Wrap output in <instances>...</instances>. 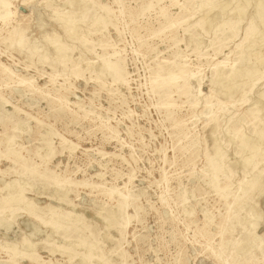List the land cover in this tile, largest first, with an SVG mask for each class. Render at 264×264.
<instances>
[{"label": "rangeland", "instance_id": "obj_1", "mask_svg": "<svg viewBox=\"0 0 264 264\" xmlns=\"http://www.w3.org/2000/svg\"><path fill=\"white\" fill-rule=\"evenodd\" d=\"M263 6L5 0L0 264H264Z\"/></svg>", "mask_w": 264, "mask_h": 264}, {"label": "bare ground", "instance_id": "obj_2", "mask_svg": "<svg viewBox=\"0 0 264 264\" xmlns=\"http://www.w3.org/2000/svg\"><path fill=\"white\" fill-rule=\"evenodd\" d=\"M4 1L5 0H0V10L3 8V6H4ZM207 1H209V0H206V2ZM229 1V0H228ZM196 2V1H195ZM211 2V1H210ZM35 3V2H34ZM209 3V2H208ZM205 4V3H204ZM244 4H246V2L244 3ZM262 4H263V2H262ZM207 5V4H206ZM247 5V4H246ZM249 5V4H248ZM31 6V5H30ZM194 6V5H193ZM70 7V6H69ZM206 7V6H205ZM242 7V6H241ZM243 7H244V5H243ZM249 7V6H248ZM196 8V7H195ZM204 8V7H203ZM245 8V7H244ZM244 8H242V10L244 11L245 9ZM246 8H247V6H246ZM240 11H242L241 10V8H238ZM238 9H237V11H238ZM64 11V10H63ZM63 11H62V13H63ZM228 11H230V10H227L226 12H228ZM234 10L232 9V12H233ZM65 12V11H64ZM205 13H206V11H204ZM223 12V11H222ZM231 12V11H230ZM231 12V13H232ZM234 12H236V11H234ZM233 12V13H234ZM54 13V12H53ZM230 13V14H231ZM232 13V14H233ZM212 14V13H211ZM210 14V15H211ZM214 14H215V12H214ZM217 15L219 14V13H216ZM244 14V13H243ZM55 15V14H54ZM64 15H66V14H64ZM70 15V14H69ZM213 15V14H212ZM216 15V16H217ZM227 15V14H226ZM239 15V14H238ZM242 15V14H241ZM225 16V15H224ZM48 17H50V16H48ZM209 17H211V16H209ZM219 17V16H218ZM242 17V16H241ZM252 17V16H251ZM254 17V16H253ZM256 17L259 19L258 21H260L261 23H263V30L262 31H256V30H254V29H252L251 28V26H249V29L251 30V32H253L255 35L256 34H258V33H260V34H264V6L261 8V9H259L258 10V12L255 14V19H256ZM54 18V17H53ZM77 18H78V15H77ZM210 19V18H209ZM215 19H216V17H215ZM214 19V20H215ZM62 20V19H61ZM67 20V19H66ZM75 20H77V19H75ZM82 20V19H81ZM217 20H218V18H217ZM47 21V20H46ZM49 21V20H48ZM53 21H55L56 22V20L55 19H53ZM72 21H73V19H72ZM72 21H71V23H72ZM102 21V20H101ZM210 21H212V19L210 20ZM213 22V21H212ZM211 22V23H212ZM249 22V21H248ZM256 24V23H255ZM44 25V24H43ZM73 25V24H72ZM65 26V25H64ZM125 26V25H124ZM217 26V25H216ZM221 26V25H220ZM72 27V26H71ZM206 29V28H205ZM213 29H214V27H213ZM68 31H70V30H68ZM72 32V31H71ZM66 33H68V32H66ZM69 35V34H68ZM197 39V38H196ZM48 41V40H47ZM16 42L18 43V44H20L21 42H23V38H22V36L21 37H17L16 38ZM60 42V41H59ZM56 48V47H55ZM81 51V50H80ZM92 53V52H91ZM180 58V57H179ZM263 60V59H262ZM243 61V60H242ZM264 63V62H263ZM217 64V63H216ZM237 64H240V62L238 63L237 62ZM255 65V64H254ZM236 66V65H235ZM240 66V65H239ZM236 67H238V66H236ZM242 67V66H241ZM99 71V70H98ZM231 71H233V70H231ZM231 71H230V73H231ZM96 73V72H95ZM163 80V79H162ZM224 83H228V82H224ZM227 85V84H226ZM236 85V84H235ZM191 86V85H190ZM237 87V86H236ZM191 91H192V89H191ZM49 96V95H48ZM253 106V105H252ZM264 109V108H263ZM262 109V110H263ZM258 111H259V109H258ZM11 141H13V139H9V142H11ZM253 145V144H252ZM217 146V145H216ZM218 146H219V144H218ZM6 148V147H5ZM219 148V147H218ZM239 149L240 150H243L244 149V145L242 144V143H240L239 144ZM222 152H224V151H222ZM37 155V154H36ZM217 155H220V151H217ZM242 162L244 163V166H247V162H246V160H242ZM21 175V174H20ZM165 197V196H164ZM163 202V201H162ZM8 223V222H7ZM1 224V223H0ZM9 225V224H8ZM255 225V224H254ZM10 226V225H9ZM212 226V225H211ZM22 259V258H21ZM19 260V259H18ZM226 264V263H225Z\"/></svg>", "mask_w": 264, "mask_h": 264}]
</instances>
